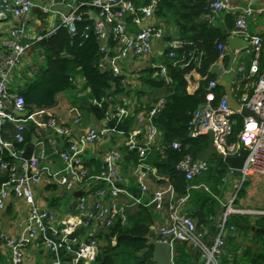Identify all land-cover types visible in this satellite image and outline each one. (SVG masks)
<instances>
[{"label": "built area", "instance_id": "built-area-1", "mask_svg": "<svg viewBox=\"0 0 264 264\" xmlns=\"http://www.w3.org/2000/svg\"><path fill=\"white\" fill-rule=\"evenodd\" d=\"M158 3L159 0H151L147 5L136 7L133 0H93L86 4L100 11L92 14L91 19L100 43L98 67L102 72L125 77V84L130 87H141L142 70L135 73L136 66L132 64L145 59L149 67L156 70L155 77L170 86L172 78L165 62L167 59L175 68L186 69L194 64L199 67V56L180 54L185 42L175 34L172 26L156 16ZM57 5L70 9L71 14L65 16L53 11ZM84 5L78 0H0V152H8L12 159L1 161L0 171L9 179L0 188V210L12 198L26 202L30 209L21 235L14 238L0 233V240L8 250V264H26V251L30 245L43 246L50 253L48 264H92L102 245L98 239L99 231L115 225L126 226L129 211L140 206L153 207L163 215L164 223L158 230L160 238L157 241L168 243L173 257L177 244L186 243L199 250L201 264H222L226 239L229 235L239 234L236 227L228 226L230 218L234 215L264 217V210L245 211L238 207L246 184L254 178L264 180V34L252 33L250 28V20L262 10L252 5L237 6L232 0H213L210 6L213 24L225 13L236 16L229 37L243 38L245 44L232 51L228 45H219V60L211 68L217 78L206 88L207 103L192 117L190 137L198 139L212 134L216 150L225 158L237 157L242 149L249 154L241 171L232 169L225 162L228 168L222 184L232 187V193L226 200L213 195L222 207V214L217 221L214 240L209 243L198 233L196 221L188 213L190 195L179 196L171 179L148 163L154 152L165 155L161 133L154 124V118L165 105L164 98L150 110L141 112L136 117L135 127L126 133L111 128L110 124L124 122L133 114V103L128 98L122 99L123 102L117 101V97L93 101L96 107L108 102L112 104L103 121L87 126L79 105H71L63 118H58L54 109L29 112L25 98L13 87L16 77L21 78L23 60L30 51L38 53L39 64L45 62L44 51L37 45L61 28L76 35V24L82 21L79 11ZM37 8L40 15L34 12ZM32 16L42 17L28 25ZM9 18L20 20L21 26L4 32L1 23ZM85 36L89 38V34ZM226 58H229L228 65L224 63ZM33 75L35 77V71ZM186 80L188 92L195 94L201 80L206 78L194 68L186 75ZM222 81L231 85L233 97L242 110L249 109L254 116L229 107L226 93L216 102L215 90ZM14 112L27 113V117L19 118ZM9 125L15 128L13 141L4 139L5 128ZM30 125L35 127L40 142L32 159L26 161L19 157L25 150L16 151L15 145L26 142ZM238 126L241 129L235 132ZM43 130L49 132L48 137L38 135ZM120 141L138 157L135 168L127 173L122 168L123 153L113 146ZM100 146L103 149H96ZM182 147L179 142L172 144L177 151ZM49 148L61 159V167L50 159ZM91 157L102 162L97 174L87 168ZM210 167L209 162L186 157L177 164L176 170L191 182L209 173ZM152 181L156 184L153 190ZM132 183L138 194L134 193ZM43 184L56 185L72 198L75 193L82 192L83 196L75 198L74 214L64 215L61 210L43 206L37 195ZM98 184L104 186L93 191ZM193 189L211 193L205 185H196ZM80 228L92 231L86 236H77ZM63 249L73 255L71 262L63 258Z\"/></svg>", "mask_w": 264, "mask_h": 264}, {"label": "trees", "instance_id": "trees-1", "mask_svg": "<svg viewBox=\"0 0 264 264\" xmlns=\"http://www.w3.org/2000/svg\"><path fill=\"white\" fill-rule=\"evenodd\" d=\"M78 1L85 5L79 11L82 21L76 24V35L73 36L68 29L61 28L55 35L37 45L44 51L45 62L35 70L33 81L19 89V93L25 98L28 111L55 109L59 96L66 92H75L78 89L75 83L76 77L82 76L85 79L86 92L73 93L76 96L74 104L79 105L92 120L101 122L112 103H103L102 107H96L93 101L101 102L103 99L117 97V101L123 102L122 99L128 98L133 103V114L124 122L110 124L111 128L128 133L135 127L136 117L141 112L150 110L161 98H164L165 105L154 118V124L161 133V145L165 149V155L154 152L150 155L148 163L161 175L171 179L179 196L190 195L188 208L192 210L191 216L196 221L198 233L203 235L206 241L209 240V235H214L212 230L214 220L222 211L221 205L213 195L219 196L221 193L219 186L228 165L213 158L210 161V172L191 182L176 170V166L186 157H192L197 161L199 155L208 147V137L198 139L190 137L189 124L194 113L207 103L206 88L210 81L217 78L211 68L219 60V45H228L229 32L235 27L236 16L225 13L216 18L213 24L210 13L213 0H159L156 16L172 26L175 34L185 42L180 54L194 53L195 56L200 57L201 63L199 67L194 64L189 68L181 69L175 68L172 61L167 59L165 62L168 65L169 76L172 78L170 86L155 77V69L147 67L140 71L141 88L133 89L125 84V77H115L112 73L102 72L99 69L100 43L93 30L94 21L91 15L100 11L86 5L93 0ZM133 1L136 7L151 2V0ZM221 19L225 22L223 23ZM128 22L130 23L131 20L129 19ZM87 28L90 31H87ZM86 34H89V38H86ZM224 63L228 65L229 58H226ZM194 68H197L199 75L206 80H201L199 90L195 94H190L186 75ZM215 93L218 103L223 98L225 89L218 86ZM87 97L89 101H84ZM240 129L241 126H238L235 132ZM33 133L35 132L29 128L26 142L16 144V151L26 149ZM174 142L182 144L181 151L172 148ZM119 150L124 155L122 168L127 173L135 168L138 157L136 153L129 152L125 145ZM93 158H90L87 168L91 169L92 174H97L101 170L102 162ZM11 160L8 152H0V166L1 161ZM8 179L9 176L0 171V188ZM196 185L207 186L211 193L204 189H193ZM103 186L104 184H98L93 191ZM132 189L138 194L139 191ZM44 192L50 195L46 201L52 210H64L61 207L60 189L56 185L46 186ZM128 217L126 226L115 225L110 229L99 231L98 239L102 245L92 264H155L152 242L160 238L153 230L159 219L158 213L153 207L140 206L131 209ZM255 219V222L250 223V218L247 216L234 215L230 218L228 226L236 227L240 235L252 232L254 237L251 239L252 246L243 248L239 243L241 238L239 234L229 235L226 239L222 264H264V217ZM91 231L90 228H80L77 236H86ZM210 231L212 233H209ZM62 255L65 261H72L73 255L66 249H63ZM200 261L198 249L186 243L177 244L175 264H201Z\"/></svg>", "mask_w": 264, "mask_h": 264}, {"label": "crops", "instance_id": "crops-1", "mask_svg": "<svg viewBox=\"0 0 264 264\" xmlns=\"http://www.w3.org/2000/svg\"><path fill=\"white\" fill-rule=\"evenodd\" d=\"M233 3L237 6H247L252 5L257 9H261L262 13L259 14V16H264V0H232ZM37 14V13H36ZM39 15V14H37ZM42 17V16H41ZM41 17H37L39 20ZM35 17H30L28 21V25H33L36 22ZM20 27L21 22L18 19L9 18L6 20H3L1 23V29H4V32L7 31V29L11 27ZM252 33H258V34H264V27L262 29H258ZM4 34V33H3ZM245 40L243 38H231L229 37L228 41V47L230 50H234L237 48H240L244 46ZM149 62L145 59L138 60L132 64V66L135 67V73L139 72V70H143L147 67H149ZM39 61H38V53L36 51L32 50L30 51L23 60V66H22V74L21 78L16 79L13 82V87L16 89L17 92H19V89L24 87L27 83H30L34 79L33 71L37 70L39 68ZM77 87H85V79L82 76L76 77ZM133 89H140L141 87L138 85L137 87H131ZM79 91L77 92V94ZM76 96L71 92H66L59 96L58 99V105L54 109V114L58 118H63L67 115L68 109L71 105L74 104ZM83 112V111H82ZM84 115V122L85 125L89 126L90 124H94L95 120H92V118L89 115H86V113L83 112ZM86 126V127H87ZM49 132L46 130L41 131L38 135L39 136H47L48 137ZM4 139L7 141H13L15 139V128L12 125L7 126L5 128V134ZM116 148H120L123 146V142H119L118 144H114ZM92 149V148H90ZM96 149H103V146L97 147ZM48 154L51 160L55 161L57 167H61V159L57 154H55L54 149L49 148ZM90 155H95L90 153ZM131 186H134L135 189H137L132 183ZM46 187V184H43L37 191L38 197L41 199V204L43 206H48L49 203L46 201L47 198L50 197L47 193L44 192ZM151 190L155 189L156 184L154 181L151 182ZM219 191L221 192L219 194V198L226 200L230 197L232 193V187L228 185H223L222 181L219 186ZM63 194L64 198L66 199V203L61 202V207L64 209L62 212H64V215H73L74 209H75V203L72 204L73 198L67 194L60 191V195ZM217 196V195H216ZM238 207L245 211H263L264 210V180L259 178H254L251 183L248 184V187L244 189L242 194L240 195ZM29 206L26 202L17 200L15 198H12L8 201L6 207L3 210H0V233L4 232L7 235L11 237H18L21 235L26 227L27 224V218L29 216ZM188 213L192 215V210L187 207ZM68 211L69 213H67ZM222 214V211L218 214L217 218L214 220V226L212 227L214 235H209V240H207L209 243H212L215 237V234L217 232L216 226L217 221L219 220L220 216ZM245 216V215H243ZM250 218V223L253 221L255 222L257 217H254L252 215H246ZM158 222L157 225L153 227L154 232L158 234L159 228L164 223V217L162 214H158ZM208 232V229H206ZM209 233H212L211 231ZM240 235V234H239ZM159 236V235H158ZM212 236V237H210ZM239 237V243L241 244V247H249L252 246L251 239L254 237V234L250 232L249 234H243ZM243 251V249H241ZM8 250L5 247L4 243L0 240V264H8L9 256H8ZM175 257V256H174ZM50 260V253L43 247V246H35L30 245L27 248L26 251V264H48ZM201 263V261H200Z\"/></svg>", "mask_w": 264, "mask_h": 264}, {"label": "water", "instance_id": "water-1", "mask_svg": "<svg viewBox=\"0 0 264 264\" xmlns=\"http://www.w3.org/2000/svg\"><path fill=\"white\" fill-rule=\"evenodd\" d=\"M53 11L63 13L65 16H69L71 14V10L65 8L62 5H57L53 7ZM37 14H41L40 9H35L34 11ZM220 86L225 89V93L227 96V104L235 111H242L244 115L254 116V114L249 109L241 108L240 104L235 100L232 94V87L226 81H222ZM89 108V107H87ZM15 115L19 118H26L27 113L14 112ZM32 132H35V127H30ZM208 147L199 155L198 160L201 162H209L211 159L216 158L220 161L226 162L232 169L241 171L244 167L245 161L248 157V151L242 149L240 154L237 157H229L225 158L223 155L219 154L214 146V137L212 134L208 137ZM40 140L36 133H33L31 136V140L28 143L24 153L20 154L19 157L23 160L30 161L35 154L36 147L39 144ZM83 196L82 192L75 193L72 204L76 202L75 198ZM152 245L154 247L153 252V262L155 264H175L174 257L171 251V247L168 243L153 241Z\"/></svg>", "mask_w": 264, "mask_h": 264}, {"label": "rangeland", "instance_id": "rangeland-1", "mask_svg": "<svg viewBox=\"0 0 264 264\" xmlns=\"http://www.w3.org/2000/svg\"><path fill=\"white\" fill-rule=\"evenodd\" d=\"M264 27V16H259V15H256L254 16L251 20H250V28H251V31L254 32L258 29H262ZM228 81L229 78L226 77ZM79 91V93H85L86 90H84V87H79L75 92L73 93H77ZM84 101H89L88 100V97L84 99ZM211 161V160H210ZM210 161H209V164H210ZM251 183V182H248V184ZM248 184H246V186L248 187ZM246 188V187H245ZM60 198H61V202L63 203H66V199L64 198V195H59Z\"/></svg>", "mask_w": 264, "mask_h": 264}]
</instances>
